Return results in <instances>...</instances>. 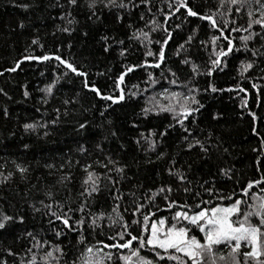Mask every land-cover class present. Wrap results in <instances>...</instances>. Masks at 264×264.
<instances>
[{
    "label": "trees",
    "instance_id": "obj_1",
    "mask_svg": "<svg viewBox=\"0 0 264 264\" xmlns=\"http://www.w3.org/2000/svg\"><path fill=\"white\" fill-rule=\"evenodd\" d=\"M188 2L201 13L217 5V0ZM59 3L64 5L63 11L67 14L70 9L66 6V0H59ZM56 5L57 0H0V164L4 165L0 172L4 175L13 173L8 181L0 183V211L9 216L24 218L23 223L12 221L5 229H0V258L6 260L7 264H19L20 257L24 255V249L28 246L24 232H33L42 239L57 242L48 226L44 209L37 203L43 199L42 192L51 190L55 199L72 201L70 206L75 207L78 203L80 180L84 175L81 165L92 164L96 171L104 172L105 169L96 167V161H104L105 156L125 165L124 176L132 178L121 180L119 185V191L127 194L120 205L122 212L125 206L129 208L128 212H123L126 218L132 207L131 193H138L142 200L149 194L148 189L154 190L162 184L176 187L175 178L165 172L169 167V160H174L175 167L185 172L192 181L193 191L196 190L197 183L211 181L226 195L233 191L238 194L240 186L261 176L256 170L261 166L257 157L264 159V153L259 150L264 142V79H261L264 77V62H261L260 57L255 58L258 67L249 69L244 73V78H241L237 68L242 60L249 59L251 53L242 49L234 51L208 76L206 68L212 49L210 44L202 46L200 41H207L209 35L216 34L214 30L210 32L206 22L202 24L194 18H187L190 22H185V17L180 14H177L178 18H170L169 22H165L162 15L156 14V9L167 13V5L164 0H152L156 20L173 33L165 46L163 69L135 68L127 73L121 85L125 100L111 104L85 89L82 82L94 84L103 94L117 95L114 82L124 71L123 66L139 64L145 59L152 61L153 57L143 56L144 48L138 40L130 41L128 38L132 31L144 26V21L139 19L143 6L139 10L132 9L129 13L97 5L95 11L100 19L90 20L88 17L91 13L85 0H79V5L71 9L72 16L69 17H74V22L68 24L60 18L62 9ZM118 12L121 13L120 23L116 21ZM130 23L133 25L132 29L128 28ZM175 24H181V28L177 29ZM65 27L70 31L59 30ZM192 27L198 29L196 38L191 44L185 45V52L175 55L177 46L184 43ZM163 35L159 29L150 33L153 44L148 47L154 52L159 50L156 42ZM102 36L109 38L107 43L111 47L108 52L104 51L105 41L101 39ZM233 36L237 37L234 44L239 49L238 36L235 33ZM34 39L38 41L35 45L32 44ZM113 41H124V44L121 46ZM248 43L250 47L259 48L261 45L259 38ZM121 47L127 49L123 57L118 55ZM45 54L61 56L85 75L78 77L67 73L62 65L52 59H23L25 56ZM185 56L191 58L201 72L193 80H189L191 69L180 64ZM16 61H20L19 66ZM11 68L16 70L8 71ZM169 68L176 72L181 83L188 81V87L197 89L196 99L203 107L196 113L195 124L189 119L185 122V127L191 129L192 137L201 140L206 146L211 145L206 157L199 148L185 150V144L180 139L185 133L178 126L173 129L165 128L169 122L167 113L150 115L148 118L139 115L148 97L161 88L187 93V88L170 86L162 78L163 75L171 79L167 72ZM149 71L158 81L151 88L145 83ZM54 78L57 83L45 103L44 93L40 89ZM249 80L257 84L256 89L252 88ZM210 83L217 91L209 90ZM237 84L245 89L246 96L239 91ZM133 85L138 87L133 88ZM25 90L29 93L28 97L23 95ZM129 90L139 94L130 98ZM242 99L244 106H241ZM106 103L109 105L107 108L104 107ZM249 112L256 117V134ZM34 122L43 124L44 127L25 132L22 125ZM85 122V129L78 130V125ZM133 124L136 127H132ZM149 128L157 133L164 130L167 135L163 138L158 135L154 137L162 142L157 144L155 151L145 152L146 142L141 141L138 148L135 140L140 132L147 134ZM112 133L116 135L113 136ZM97 144L100 145L99 148ZM24 145L28 147L25 148ZM81 145L85 148L83 153L79 151ZM253 148L257 151L253 152ZM160 152H164L165 156L157 159ZM16 164L27 168L23 179L15 170ZM47 164H52L53 167H45ZM61 164H64L63 168ZM220 168L230 170L231 180L219 174ZM62 172L70 173L66 186L57 182ZM111 175L119 179L116 173ZM101 184L103 186L106 182L101 181ZM110 191L111 186H108L97 194L94 201L96 209L101 205H108ZM172 198L180 202L191 200L182 191L173 192ZM29 203L41 207V211L34 213L29 208ZM156 207L164 209L162 198L155 200L152 210L156 211ZM170 211L162 210L156 215L168 216ZM56 226L60 227L58 223ZM133 230L135 231V226ZM115 231L120 229L116 228ZM112 234L107 228L103 231L97 229L94 233L89 231L86 238L92 244L97 240L107 243V237ZM75 240L76 235L72 233L61 237L59 242L69 244L70 241L74 245ZM7 249L18 253V256H8ZM67 251L70 255L75 254L71 246Z\"/></svg>",
    "mask_w": 264,
    "mask_h": 264
},
{
    "label": "snow or ice",
    "instance_id": "obj_2",
    "mask_svg": "<svg viewBox=\"0 0 264 264\" xmlns=\"http://www.w3.org/2000/svg\"><path fill=\"white\" fill-rule=\"evenodd\" d=\"M86 7L91 13L88 17L90 20L95 18L99 20L100 16L96 14L97 5H101L104 9H121L124 12H131L132 9L139 10L143 6L139 19L144 21L143 28L132 31L129 40H138L141 47L144 48V57H153L149 62L147 59L135 65L123 66L122 71L115 79V91L117 95L103 94L94 84L82 82L83 87L94 93L103 101H110L111 104H118L125 100L124 90L121 88L125 75L132 72L135 68H159L163 69L165 61V46L172 38L173 33L156 20V14L162 15L165 22H169L170 18H178L177 14L187 18H194L203 24L206 22L209 31L216 34L208 36L207 41L201 40L202 46L211 45L208 66L206 72L208 76L213 74V69H218L223 61L227 60L234 51L240 49L250 52L251 56L247 60H242L237 73L244 78V73L249 69L258 67L255 58L260 57L264 62V0H217V5L213 9H209L204 13L198 12L194 7L190 6L188 0H164L168 7V12L163 13L159 8L156 14L153 13L152 0H85ZM79 5V0H66V6L70 11L66 14L63 11L64 5L57 0V7H60V18L67 21L68 24L74 22L71 9ZM27 7V5H22ZM182 10V11H181ZM150 17V18H149ZM117 23L121 22V13L116 15ZM22 26V25H21ZM177 29L181 28V24H175ZM129 29L133 28L130 23ZM161 30L164 35L159 44V50L153 51L148 45L153 44L150 33ZM61 31H70L68 28L59 29ZM197 27H192L191 32L187 36L184 43L177 46L174 54L178 55L185 52L186 44H191L197 36ZM227 33V34H226ZM237 34L240 41L238 49L234 44L237 38L233 36ZM259 38L261 45L259 48L250 47L248 42ZM105 41L104 51L108 52L111 45L107 43L108 37H101ZM37 40H33L32 44H37ZM119 45H123L124 41H113ZM223 44V47L219 45ZM127 49L121 47L118 55L123 57ZM25 60L47 61L55 60L62 65L67 73H72L78 77H83L84 72L77 69L71 62L61 58L59 55L50 56L48 54L40 56H25ZM20 61H16L19 66ZM181 65H186L191 69L189 80H193L200 75L198 65L188 56L180 60ZM15 68L8 71H15ZM168 76L162 78L170 86L177 88H187L184 91H172L170 88H161L159 92H154L148 97L144 106L140 109L139 115L148 118L150 115L158 116L161 113H167L169 122L165 125L166 129H173L178 126L182 133L180 139L185 144V150L199 148L203 156H207L211 145L206 146L201 140L191 136V129L185 127V122L191 119L192 123L196 122V113L203 105L199 104L196 99L197 89L188 87V81L181 83L176 76V72L170 68L167 69ZM65 73V75L67 74ZM264 79V77H261ZM57 83L53 81L45 85L40 91L44 93V102L47 97L52 94L53 87ZM145 83L151 88L158 83L151 71L147 72V80ZM253 89L257 88V84L249 80ZM138 87L133 85V88ZM209 90L217 91L210 83ZM239 88L240 92L247 93L245 89ZM2 91V90H0ZM139 93L129 90L128 96L135 98ZM24 97H28V91L23 92ZM68 103V101H65ZM241 106H244V100H241ZM105 108L109 107L106 103ZM39 111V109H37ZM55 111V110H54ZM7 115V112L4 113ZM249 115L253 119V131L255 133L256 117L251 112ZM215 119V116H213ZM54 123L55 121H50ZM86 122L78 125V130L85 129ZM25 132L34 131L37 127L43 128V124L25 123L22 125ZM132 127H136L133 124ZM47 134V133H45ZM113 136L116 133H112ZM159 136L163 138L167 135L164 130L154 132L151 128L147 130V134L140 132L135 143L140 147V142L147 144L145 152L155 151L157 144L161 140L154 139ZM191 137V138H190ZM27 148V145H24ZM100 145L97 144V148ZM260 152L264 153V142L261 143ZM79 151L83 153L85 148L80 146ZM253 152L257 149L253 148ZM164 152H160L157 159L163 158ZM106 161V162H105ZM259 167L257 172L261 173L259 178L248 180L239 187V193L233 191L231 194H224L222 190L217 189L211 181H205L203 184L197 183L196 190L193 191V183L179 168L175 167V161L169 160V167L165 169L168 176L174 177L177 184L173 188L172 184H162L159 187L148 189V195L141 200L138 193H131L132 207L129 217H125L123 212H128V206H125L123 212L120 205L125 198L124 193L119 191L121 180L131 177H125V165L119 161H113L110 157L105 156L104 161H96V167L105 169L104 172L95 170L92 164L81 165L84 175L80 180V190L77 193L78 203L75 207L70 206L72 201H60L55 199V194L51 190L42 192L43 199L37 203L44 209L45 216L49 228L54 233L57 242L42 239L38 234L33 232H24L23 236L28 241V246L24 249V255L20 257L19 264H264V159L257 157ZM69 163V162H65ZM69 166L70 163H69ZM4 165L0 164V169ZM52 168V164L45 165ZM64 164H61V168ZM190 167V166H189ZM15 170L21 174L23 179L27 168L19 164L15 165ZM116 173L119 179L114 178L111 173ZM230 170L224 168L219 169V174L231 180ZM12 172L4 175L0 172V183L8 181L12 176ZM70 180V173H61L58 183L65 185ZM101 181L106 184L102 186ZM111 186L112 191L109 192L110 201L107 206L101 205L99 209L95 208L94 201L97 194L103 191L104 187ZM135 187V186H134ZM182 191L186 197L191 200L180 202L172 198L173 192ZM205 195L207 198H204ZM162 198L164 209L156 207L153 211L155 200ZM29 208L34 213L40 212L41 207L29 203ZM169 212L168 216L159 215L160 211ZM16 221L23 223V216H9L0 211V229H5L9 222ZM105 221L107 223H105ZM57 223L60 227H57ZM87 226V227H85ZM135 226V231L133 230ZM107 228L112 231V235L107 237L108 241L97 240L95 244L87 242V233L95 232L97 229L103 231ZM119 228L120 231H115ZM75 233V244L60 243L61 237ZM19 239V237L17 238ZM75 252L70 255L67 249ZM115 250V251H113ZM8 256L16 257L18 253L11 249L6 250ZM0 264H7V261L0 258Z\"/></svg>",
    "mask_w": 264,
    "mask_h": 264
}]
</instances>
